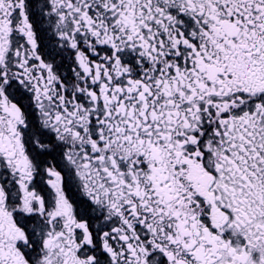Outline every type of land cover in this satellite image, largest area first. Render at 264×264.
I'll list each match as a JSON object with an SVG mask.
<instances>
[{"label":"flooded vegetation","instance_id":"1","mask_svg":"<svg viewBox=\"0 0 264 264\" xmlns=\"http://www.w3.org/2000/svg\"><path fill=\"white\" fill-rule=\"evenodd\" d=\"M0 264H264V0H0Z\"/></svg>","mask_w":264,"mask_h":264}]
</instances>
